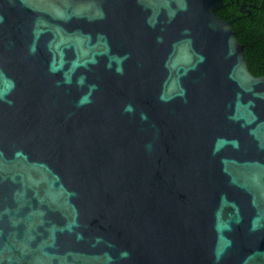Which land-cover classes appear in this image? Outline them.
<instances>
[{
	"label": "water",
	"instance_id": "95a60500",
	"mask_svg": "<svg viewBox=\"0 0 264 264\" xmlns=\"http://www.w3.org/2000/svg\"><path fill=\"white\" fill-rule=\"evenodd\" d=\"M222 7L0 0V264H264V74Z\"/></svg>",
	"mask_w": 264,
	"mask_h": 264
},
{
	"label": "trees",
	"instance_id": "16d2710c",
	"mask_svg": "<svg viewBox=\"0 0 264 264\" xmlns=\"http://www.w3.org/2000/svg\"><path fill=\"white\" fill-rule=\"evenodd\" d=\"M223 4L224 7L216 10L217 16L222 19L235 18L232 28L243 45L250 72L254 75L264 74V0H223ZM241 5L249 13H242Z\"/></svg>",
	"mask_w": 264,
	"mask_h": 264
}]
</instances>
